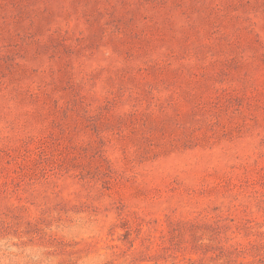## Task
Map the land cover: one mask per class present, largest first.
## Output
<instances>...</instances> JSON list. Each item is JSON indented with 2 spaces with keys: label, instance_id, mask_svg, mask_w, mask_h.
<instances>
[{
  "label": "rangeland",
  "instance_id": "374dc122",
  "mask_svg": "<svg viewBox=\"0 0 264 264\" xmlns=\"http://www.w3.org/2000/svg\"><path fill=\"white\" fill-rule=\"evenodd\" d=\"M0 264H264V0H0Z\"/></svg>",
  "mask_w": 264,
  "mask_h": 264
}]
</instances>
